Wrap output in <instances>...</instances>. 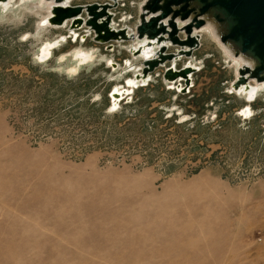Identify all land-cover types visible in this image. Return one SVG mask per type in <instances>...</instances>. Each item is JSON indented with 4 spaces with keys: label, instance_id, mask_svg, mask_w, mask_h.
I'll return each mask as SVG.
<instances>
[{
    "label": "rangeland",
    "instance_id": "rangeland-1",
    "mask_svg": "<svg viewBox=\"0 0 264 264\" xmlns=\"http://www.w3.org/2000/svg\"><path fill=\"white\" fill-rule=\"evenodd\" d=\"M142 1L110 10L116 30L136 26ZM19 2L0 10V264H264V101L238 116L245 103L217 43L197 32L176 62L199 66L189 94L166 89V60L136 104L111 111L109 90L136 70L126 61L144 67L137 40L98 42L86 11L76 41L66 27L36 34L39 17ZM78 49L93 59L68 75Z\"/></svg>",
    "mask_w": 264,
    "mask_h": 264
},
{
    "label": "water",
    "instance_id": "water-1",
    "mask_svg": "<svg viewBox=\"0 0 264 264\" xmlns=\"http://www.w3.org/2000/svg\"><path fill=\"white\" fill-rule=\"evenodd\" d=\"M6 1L8 0H0V7ZM107 1L103 5L95 3L71 7V0H53L54 5L51 7V13L45 23L41 21L39 24L42 27H66L69 34L67 38L71 37L76 41L78 35L75 31L82 28L83 23L80 16L83 11H86L89 19L85 25L89 27V31L94 30L98 42L105 43L108 39H129L132 41L146 39V48L153 46L152 48L155 50L147 58H143V50L138 46L140 43L136 47L129 48L132 57H140L144 67H135L128 60L126 61L125 68L130 72L136 70L131 77L124 79L123 85L113 86L109 90L108 97L112 99L110 102L118 100L113 111L117 110L120 102L130 103L134 89L147 86L151 81L148 73L152 72L155 67L162 65L166 60L170 61L171 64L163 76L164 80L168 82L166 89L174 91L177 95L190 93L191 75L196 73L199 66L187 60L181 70H176V62L181 60L182 55L191 56V53L197 49L199 36L197 33L192 34V28L199 29L204 26L205 19L203 17L213 21L219 33V42L232 47L235 58L241 55L255 63L252 74L247 73L249 68L244 65L242 70L246 73L240 74L239 79L231 83L229 91L243 98L237 92L240 88H250L254 79L257 83L261 82L257 79L263 78L262 74L264 73V0H143L139 7L136 26L133 29L125 27L120 30H116L115 22H113L114 15L110 11L117 6L120 0ZM165 19L168 20L166 24L163 22ZM176 19L181 23L183 22V25L179 27ZM86 31L79 36L82 42L87 38ZM180 31L186 35L182 40H179L178 37ZM65 39L64 36L61 37L62 42ZM168 42L172 45L175 44L180 48V51L165 55ZM50 44H52V49L57 43L52 42ZM50 55V51L47 57L40 55V62L49 59ZM82 63L84 64V62ZM105 65L113 70L117 68V65L111 60H108ZM72 71L75 72V70ZM114 87L118 91H122V97L113 92ZM125 89H127L126 93L124 92ZM243 101L245 104L241 110L250 103L245 98ZM241 110L238 112L240 118L247 119L252 116L243 117L240 115Z\"/></svg>",
    "mask_w": 264,
    "mask_h": 264
},
{
    "label": "bare ground",
    "instance_id": "bare-ground-1",
    "mask_svg": "<svg viewBox=\"0 0 264 264\" xmlns=\"http://www.w3.org/2000/svg\"><path fill=\"white\" fill-rule=\"evenodd\" d=\"M141 4H142V2L139 4V6ZM53 5H54L53 0H20L18 6H15L14 9L17 8V10L19 12H23V11H29L31 13L34 12L35 13L34 16L37 15L39 17V21L37 22V32H36V34H38L40 30L45 28V27H42L39 23L41 21H44L42 23H45L47 17L51 13V7ZM12 6H13V1L8 0V1L4 2L2 7H0V10L6 11L9 8H12ZM203 19H205L204 26L200 27L199 29L192 28V30H193L192 34L197 33V32H205L208 34V36L211 37L212 40H214L217 43V45L221 48V50H222L221 52H223V55H225L226 58H228V59H230V61H232V65H230V66L234 67V73H235V77H236L235 81H237L239 79L240 74L246 73L242 70L244 65H247L249 68L247 73L252 74V71L254 70L255 63L248 60L247 58H245L241 55H239L238 57L235 58L233 56L234 51H233L232 47H230L228 44L223 45L219 42V40H218L219 33H218L217 27L215 26L213 21L210 18L207 19V18L203 17ZM167 21L168 20L165 19L163 21L164 24H166ZM176 23H179V21L177 19H176ZM178 26H179V24H178ZM146 42H147V40L143 39L140 41H136L134 43V47H136L138 45V43H140L138 46H140L141 50H143V53H144L143 58L144 57L147 58V57L151 56V54L155 50L154 48H152L153 46H151L150 48H146ZM44 47H46V49H43ZM44 47L39 48L38 51L36 52L37 59H39L40 55H43V57H47L49 54V51L52 47V44H50V42H49V44L44 45ZM70 56L73 60L74 66H75L73 69V70H75V72H77L79 66H81L83 64L82 62H84V64H88L93 59V55H91V53H89L87 51H82L81 49L72 51ZM67 70H66V73L68 75H71L73 73L72 70H68V71ZM262 77L263 78L257 79V80H261L260 83L255 82V79H254L253 83L250 85L251 86L250 88H248V89L240 88L237 91L239 95H242L243 98H245L248 101V103L260 95H262V97L264 98V82H262V80H264V73L262 74ZM128 84H130V83H128ZM113 92H116L117 94H119L122 97V94H121L122 91H118V89L116 87L113 88ZM124 92L126 93L127 89H125ZM110 100H112V99H110ZM117 101L118 100H113L112 102H109V109L111 111L115 110V107L117 106ZM252 113L253 112H252L250 105L246 104L245 109L241 110L240 115H243V117H247L249 115H252Z\"/></svg>",
    "mask_w": 264,
    "mask_h": 264
},
{
    "label": "trees",
    "instance_id": "trees-1",
    "mask_svg": "<svg viewBox=\"0 0 264 264\" xmlns=\"http://www.w3.org/2000/svg\"><path fill=\"white\" fill-rule=\"evenodd\" d=\"M147 86H149V85H147ZM147 86H146V87H147ZM138 88H139V87H138ZM141 89H142V88H139V90H141ZM167 90H168V89H167ZM173 92H174V91H173ZM135 93H136V92H135ZM174 93H175V92H174ZM133 94H134V93H133ZM175 94H176V93H175ZM191 95H193L192 99L195 98V95H194V94H191ZM134 101H135V100H134ZM204 101H205V100H204ZM204 101L202 102V103H203V104H202L203 106L206 104V102H204ZM126 104H127V103H126ZM128 104H136V102H132V103L130 102V103H128ZM197 104H198V103H197ZM202 105H201V106H202ZM94 106H95V103H93V107H94Z\"/></svg>",
    "mask_w": 264,
    "mask_h": 264
}]
</instances>
